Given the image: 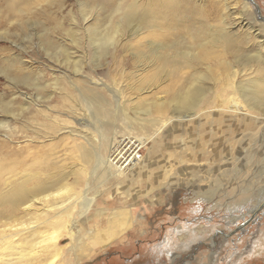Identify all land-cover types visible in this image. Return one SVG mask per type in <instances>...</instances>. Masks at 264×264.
I'll return each instance as SVG.
<instances>
[{
	"label": "rangeland",
	"instance_id": "obj_1",
	"mask_svg": "<svg viewBox=\"0 0 264 264\" xmlns=\"http://www.w3.org/2000/svg\"><path fill=\"white\" fill-rule=\"evenodd\" d=\"M86 1L65 0L61 11L53 10L52 15L41 19L49 27L56 28L60 24L65 27V30H56L61 33L54 35L55 45L50 52L40 45L43 28L38 18L27 19L22 32L16 29L17 24L14 25L11 30L16 29L18 36L8 41L5 30L16 19L9 17L5 7L10 1L0 2V64L21 55V61L27 63L22 65V74L30 78V85L15 87L0 74L1 99L12 101L16 114L26 109L13 121L0 110V123L11 126L0 128V152L6 154L8 151L10 157L16 159V152L42 145L39 153L51 159L55 173L63 175L70 169H80L84 150L95 151L102 136L110 139L104 158L107 162L116 144L124 139L127 141L118 149L123 156L132 150L128 147L130 143L133 146L140 139L145 140L140 137L147 130L155 133L161 126L162 129L156 142L139 145L143 162L129 166L121 177H117L116 172L123 158H119V163L113 162V167L102 161L103 176L89 187L92 206L84 210L80 202H75L72 213L75 223L69 231L64 230L60 245L71 247L86 224L100 221V210L108 213L125 208L136 219L134 226L128 227L124 236L108 248L98 250L80 264H264V208L251 214L264 202V107H257V113L248 109V115L244 116L247 118L218 130L204 120L175 121L171 109L160 116L154 114L162 121L138 123L134 130L124 121L100 127L89 105L84 103L83 92L88 94L89 89L90 96L100 99L112 110L117 101L129 107L140 102L153 105L157 98L166 97L163 88L172 83L166 75L154 81L151 71H142L140 65L137 66L133 55L141 36L133 32H127L110 50V55L97 63L87 29L111 25L117 21L118 14L115 2L101 3L103 8L98 7L101 10H94L84 22L81 4H89ZM215 1L200 0V4L212 9ZM226 1H219L220 12L224 15L228 12ZM229 3L234 12L232 25L237 27L235 30L243 32L246 28L240 27L253 22L254 28H261L263 34L264 0H230ZM253 26L249 24L250 28ZM79 27L82 39L79 44H72L64 31L70 28L79 31ZM51 53H58V59ZM83 53V67L78 75L73 64L81 60ZM67 57L70 62L66 61ZM229 59L232 71L237 74L234 79L237 84L244 83L242 79L248 75L250 79L263 76L254 66H242ZM73 100L80 103L76 109L71 107ZM34 113H43L47 117L46 124L54 126L55 131L37 125L36 121L30 123ZM167 119L172 122L164 125ZM34 127L43 128V131L38 136L29 133ZM140 127L146 130L140 131ZM88 136L96 147L88 144L84 138ZM91 160L94 161V156ZM74 178L69 176V182ZM78 188L75 186L74 190L79 191ZM68 191L63 194L70 195ZM86 219L88 222L82 225Z\"/></svg>",
	"mask_w": 264,
	"mask_h": 264
},
{
	"label": "bare ground",
	"instance_id": "obj_2",
	"mask_svg": "<svg viewBox=\"0 0 264 264\" xmlns=\"http://www.w3.org/2000/svg\"><path fill=\"white\" fill-rule=\"evenodd\" d=\"M6 1H10L5 6L9 17L16 19V22H11V26L5 30L4 36L8 41L18 36L16 29L25 31L27 19L38 18L42 21L43 28L40 45L48 51L54 47V35L61 33L56 30H65V27L60 24L52 28L41 19L52 15L53 10L61 11L65 7V0ZM219 1H215L212 9L209 6L203 7L200 0H147L143 3L140 0H88L86 3L89 4H81L84 8L82 19L86 22L94 10L103 8L101 3L115 2L117 21L108 26L97 25L87 29L97 63L110 55V50L117 46L127 32H133V35L141 36L133 55L137 66L140 65L142 71H151L154 81L166 75L172 83L163 88L166 97L157 98L153 105L140 102L129 107L127 103L119 104L120 101L115 97L118 104L113 109L119 112L109 110L100 99L90 96L89 89L88 94L83 92L84 103L89 105L92 116L100 127L124 121L134 130L138 123L162 121L161 117H154V114L160 116L171 109L172 114L176 116L175 121L193 123L204 120L218 130L219 127L236 125L242 118H247L244 116L248 115V109L257 113V107H264V29L261 34V28H254L253 22H249L240 27L246 28L243 32L235 30L237 27L232 25L234 12L231 10L230 0L226 1L228 12L225 15L220 12L222 6ZM245 16L248 20L246 13ZM250 23L253 28L249 27ZM16 24L15 31L11 30ZM79 29L75 31L70 28L64 31L72 44H79L82 39L81 28ZM65 52L67 54L68 51ZM51 55L58 59V53ZM20 57L21 55H16L0 64V74L15 87L30 85V78L22 74V65L27 63L22 62ZM229 57L239 65L254 66L263 76L250 79L248 75L242 79L244 83L237 84L234 81L236 73L232 71ZM83 58L85 53L81 60L73 64L78 75L82 71ZM66 61L71 60L67 57ZM221 71L223 74H220ZM211 91L213 93L208 96ZM2 96L0 110L12 121L26 112L23 108L16 114L12 109V101L6 102L1 99ZM73 101L71 107L76 109L80 103ZM45 119L47 117L43 113H34L30 123L36 121L37 125L55 131V127L47 125ZM167 120L164 125L172 122ZM9 126L7 123H0V128L9 129ZM161 129L162 126L155 133L147 130L144 136L140 137L145 140L140 139L139 143L146 145L156 142ZM96 130L98 131V128ZM139 130L146 128L140 127ZM42 131L43 128L34 127L29 133L38 136ZM98 133L101 135V132ZM102 137L97 141L95 151L84 150L80 169L69 168V173L63 175L55 173L51 159H46L39 153L42 145L16 152V159H12L8 151L6 154L0 152V264H80L81 261L90 259L93 254L99 252L98 250L108 248L124 236L128 227L134 226L136 219L125 208L108 213L107 210H100V221L86 224L71 247L60 245L64 230L69 231L70 226L75 223L72 218L75 202H80L84 210L92 206L93 199L90 198L89 187L92 182H98L103 176L102 161L105 160L106 143L110 140ZM84 138L89 141L91 147H96L93 141H90L91 136ZM2 145L8 148L3 142ZM93 156L94 161L91 160ZM20 157L22 158L19 159ZM141 159L143 160V156L140 157L137 151L131 163L137 166L138 160ZM113 162L112 154L105 163L112 166ZM128 165L118 166L117 177L124 175V170L130 169ZM69 176H75L72 182H69ZM66 183H69L68 186ZM75 186L79 187V191L74 190ZM80 188L84 189L80 191ZM64 191H68L70 195H64ZM261 208H264V202L252 210L251 214H256ZM87 222L86 219L81 224Z\"/></svg>",
	"mask_w": 264,
	"mask_h": 264
},
{
	"label": "built area",
	"instance_id": "obj_3",
	"mask_svg": "<svg viewBox=\"0 0 264 264\" xmlns=\"http://www.w3.org/2000/svg\"><path fill=\"white\" fill-rule=\"evenodd\" d=\"M127 141V138L124 139L119 145H116V147L114 148V150L112 151L111 155L113 154V159H114V162H118L120 161L119 158H123L124 162L122 165H118V166H126L127 164H129L127 167H131V166H135V164L133 165V163H131L132 160H134V158L136 157L137 155V151L139 152L140 154V157L143 156V153H142V147H140L139 145H141L140 143L136 142V144H134L133 146H131L132 143H130V146H128L129 148L131 147L132 150L130 151V153H128V155H125L123 156L122 155V152L119 151L118 149L120 148V145L121 144H125V142ZM142 160V159H141ZM141 160H138L137 164H139L141 162Z\"/></svg>",
	"mask_w": 264,
	"mask_h": 264
},
{
	"label": "water",
	"instance_id": "obj_4",
	"mask_svg": "<svg viewBox=\"0 0 264 264\" xmlns=\"http://www.w3.org/2000/svg\"><path fill=\"white\" fill-rule=\"evenodd\" d=\"M251 2H253V0H251Z\"/></svg>",
	"mask_w": 264,
	"mask_h": 264
}]
</instances>
